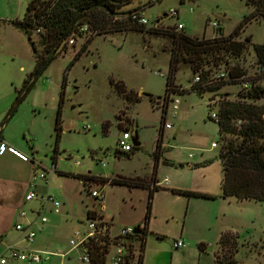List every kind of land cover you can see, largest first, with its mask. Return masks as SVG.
Here are the masks:
<instances>
[{
	"label": "rangeland",
	"instance_id": "rangeland-1",
	"mask_svg": "<svg viewBox=\"0 0 264 264\" xmlns=\"http://www.w3.org/2000/svg\"><path fill=\"white\" fill-rule=\"evenodd\" d=\"M31 1L0 0V110L16 108L14 116L7 119L8 144L30 160L25 165L10 159L4 165L21 176V182L15 184V199H19L21 210L28 217L36 218L41 212L50 218L31 248L54 253L45 264H85L80 260L81 249H74L70 241L77 239V231L89 232L88 210L96 209L109 221L112 235L127 226L137 228L145 221L149 186L92 185L93 189L102 186L105 192L106 209L102 210L78 175L152 182L163 115L158 102L163 103L166 97L171 59L166 48L169 42L139 31L94 36L72 65L75 53L91 38L85 37L77 40L75 48L63 44L38 73L29 35L13 24L25 18ZM124 9L142 10L149 20L148 28L183 22L187 34L201 38L217 36L220 28L226 35L232 33L253 11L245 0H133ZM174 9L179 11V18L169 16ZM215 22L217 29L213 28ZM248 37L252 44L228 67L238 65L252 79L257 70L254 44H264L263 20L248 23L238 39L246 41ZM32 38L42 54L39 34L35 32ZM193 83L190 70L185 68L175 83L176 90L185 93L172 95L180 99L179 109H174L173 102L167 107L166 119L173 126L165 128L157 164L161 188L153 199L145 264H228L230 259L232 264H264V201L222 197L219 124L210 118L220 104L210 105V99L237 100L240 85L229 84L217 93L200 94L192 91ZM123 84L126 93L120 90ZM259 84L264 86V79ZM20 94L21 99L26 97L19 103ZM130 95L138 98L131 100ZM259 103L264 105V99ZM59 115L62 133L57 145ZM125 130H130L134 138L138 135L141 142L130 156L119 152ZM213 142L218 147H213ZM29 190L39 196L25 202ZM175 190L211 197H188ZM49 195L62 202L60 214L51 212L50 205L43 210ZM21 221L25 224L27 218ZM222 235L229 237L232 251L221 247ZM180 238L187 246L176 249L174 242ZM15 241L29 248L22 236ZM60 252L69 253L63 258L56 254ZM12 264L26 263L13 260ZM108 264H112L110 257Z\"/></svg>",
	"mask_w": 264,
	"mask_h": 264
},
{
	"label": "trees",
	"instance_id": "trees-1",
	"mask_svg": "<svg viewBox=\"0 0 264 264\" xmlns=\"http://www.w3.org/2000/svg\"><path fill=\"white\" fill-rule=\"evenodd\" d=\"M133 0H32L26 16L23 20H15L13 24L16 28L24 31L30 37V42L34 46L38 60V73L55 57L63 44L65 48L69 43L70 37L74 31L79 30L81 26L89 25L91 29L97 31L95 36H107L112 33H127L129 31H139L151 35L161 36L168 40L166 48L170 51L171 59L169 63V73L167 75V89L165 101L160 103L163 106L162 125L159 130V137L156 148L154 177L152 182L125 178L123 176L109 179L102 176H95L91 173L78 175L86 187L92 184L111 183L115 185H128L130 187H150L149 204L145 218L146 228L142 234H137L140 242L142 254L138 264H143L145 252L146 236L148 226L151 220L153 210V199L155 192L161 187L158 185L157 164L161 158V149L165 131L166 117L171 96L181 95L185 92H178L175 87L177 76L180 72L188 68L193 76V80L200 75V81L193 83L192 91L198 93L213 92L217 93L229 84H239L241 91L237 100L222 98L219 100V124L221 151L220 159L223 167L222 197H235L240 200L264 201V105L259 103L264 99V86L259 84L264 79V44H254L257 70L254 77H246V72L236 65L231 69L228 67L231 60H238L251 45V37L246 41H240L238 37L245 29L248 23L253 20L264 21V0H245L248 6L253 7L250 15L246 16L238 27L230 34H224L223 29L218 30L216 37H193L185 32V29L179 30L175 26L151 27L139 22L138 18L133 16L135 10H125L124 7ZM158 1V0H157ZM186 0H181L185 3ZM167 15V14H166ZM168 16V15H167ZM162 20L159 19L158 22ZM39 34V42L42 54L36 48V42L32 38L34 33ZM89 38L82 48L75 53L72 65L80 59L88 45L93 41ZM75 48V45H72ZM47 55V57H45ZM222 65L229 72V78L220 79L212 82L214 72L219 70ZM29 76L26 85L32 80ZM246 83L248 85H246ZM122 93H126L124 84L121 85ZM23 92H21L22 94ZM21 94L18 96L20 99ZM26 97V96H25ZM138 96L130 95V99H137ZM24 99V98H23ZM151 100L156 99L151 96ZM211 118V117H210ZM212 119V118H211ZM57 145L61 138L62 125L59 115L56 124ZM138 142L139 137H138ZM141 145H135L138 149ZM58 147V146H57ZM133 149V150H134ZM120 152L130 154L133 152ZM58 172V171H57ZM61 173V172H60ZM177 191V190H175ZM178 193L188 197H211L204 193L195 191L179 190ZM104 218L99 215L96 209L88 210V219ZM110 241L108 238H101L98 242L92 243V248L98 254L99 260L104 264L106 254L109 250ZM225 244V247H224ZM230 244V246H229ZM220 245L227 251H232V245L229 237L222 235ZM200 248L206 247L203 243ZM230 259L228 264H232Z\"/></svg>",
	"mask_w": 264,
	"mask_h": 264
},
{
	"label": "built area",
	"instance_id": "built-area-1",
	"mask_svg": "<svg viewBox=\"0 0 264 264\" xmlns=\"http://www.w3.org/2000/svg\"><path fill=\"white\" fill-rule=\"evenodd\" d=\"M157 1V0H154ZM193 11V10H192ZM135 18H138L139 22L145 25L149 24V20L144 16L142 10L135 11L133 13ZM170 17H177L179 18V11L174 9L169 14ZM213 28L217 29L218 24L212 23ZM186 25L183 22H179L177 24V28L179 30L185 29ZM97 31L90 28L89 25H84L79 28V30L74 31L70 37L69 43L75 45L78 39H83L91 36H95ZM213 37H216L213 36ZM229 78V72L226 69H219L214 72L212 77V82L218 81L220 79ZM200 75H197L194 79V83L200 81ZM246 85H248L246 83ZM165 101V100H164ZM163 101V102H164ZM219 98L214 97L210 99V105L218 104ZM174 103V109H179L180 99L176 98L173 99L171 96L170 103ZM164 104V103H163ZM210 117L215 120H219V112L214 111L210 114ZM264 117V114H263ZM172 124L167 121L165 123V128L170 129L172 128ZM134 139V134L130 130H125L123 138L119 142V151L120 152H131L135 145L131 143V140ZM217 142H213V147H218ZM10 151L24 156L20 151L15 149L14 147H9ZM192 156V155H191ZM55 170V169H54ZM42 178L46 179V175L43 174ZM168 181V178L165 179V182ZM93 186L95 184H92ZM88 187V191L90 194L96 198L99 203V206L102 210L106 208L105 205V192L103 191L102 186H98L97 189H93V186ZM39 195L34 190H29L25 196V202L34 200ZM47 204H50V211L55 214H60L62 212V202L55 198L54 196H47L45 200V204L42 206L43 210L46 208ZM98 212V211H97ZM99 214V213H98ZM100 215V214H99ZM19 216L21 218H27V223L18 222L16 224V229L22 233V241L26 242L29 248H24L20 246L17 242L7 244L5 246V250L3 254L0 255V264H12L13 260H20L26 264H45L47 260L50 259L51 253L47 250L40 251L34 248H31V245L34 243L36 237L40 232H42L46 225L49 223L50 218L42 214L41 212L38 213V217L32 218L28 217L26 211H20ZM89 232L83 234L80 231L76 232L77 239H71L70 243L73 245L74 249H81V256L80 260L85 264H103L99 258L98 254L92 248L93 242H98L100 239L108 238L110 241L109 250L107 252L106 260L104 264L109 263V257L111 258L112 264H138L140 261V256L142 254V249L140 247L139 239L136 237L137 234H142L143 230L146 228L145 223L143 222L137 228H139V232L136 231L137 228L127 226L122 229V231L117 235L111 234V224L105 218H94L89 219ZM2 238H0V242ZM139 246V248L137 247ZM187 246L185 240L180 238L174 242V247L176 249L185 248ZM69 252H60L56 253L61 255L65 258Z\"/></svg>",
	"mask_w": 264,
	"mask_h": 264
},
{
	"label": "crops",
	"instance_id": "crops-1",
	"mask_svg": "<svg viewBox=\"0 0 264 264\" xmlns=\"http://www.w3.org/2000/svg\"><path fill=\"white\" fill-rule=\"evenodd\" d=\"M22 100L23 99H21L20 96L18 102L20 103ZM11 110L12 109L8 111V108L5 110H0V238H2V241L0 242V255L3 254L7 244L16 242L15 240L18 239L19 236H22V233L16 229V224L20 222L21 219H23L19 216L21 211L20 201L19 199H15V193L17 189L15 184L21 182V176L17 171H15L13 167L5 166L4 162L10 161V159L16 162L24 163L25 165L29 164L30 162L29 156L27 154L21 152L24 155L21 156L10 151L9 149V147L12 146L8 144L9 141L7 140L9 139L6 134V129L9 126V123L7 124V119H11L14 116L16 108L13 111ZM160 161L161 159L158 161V165ZM168 182L169 179L166 183ZM148 230H150V223ZM143 264H145V252L143 256Z\"/></svg>",
	"mask_w": 264,
	"mask_h": 264
},
{
	"label": "water",
	"instance_id": "water-1",
	"mask_svg": "<svg viewBox=\"0 0 264 264\" xmlns=\"http://www.w3.org/2000/svg\"><path fill=\"white\" fill-rule=\"evenodd\" d=\"M140 142H138V135L134 138V145H139ZM137 232H139V228L136 229Z\"/></svg>",
	"mask_w": 264,
	"mask_h": 264
}]
</instances>
